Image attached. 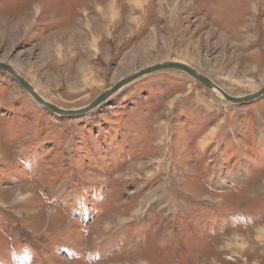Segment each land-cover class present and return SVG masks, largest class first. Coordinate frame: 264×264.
<instances>
[{
  "label": "rangeland",
  "instance_id": "rangeland-1",
  "mask_svg": "<svg viewBox=\"0 0 264 264\" xmlns=\"http://www.w3.org/2000/svg\"><path fill=\"white\" fill-rule=\"evenodd\" d=\"M182 63L264 86V0H0V63L89 105ZM0 264H264V95L184 72L60 116L0 71Z\"/></svg>",
  "mask_w": 264,
  "mask_h": 264
},
{
  "label": "water",
  "instance_id": "water-1",
  "mask_svg": "<svg viewBox=\"0 0 264 264\" xmlns=\"http://www.w3.org/2000/svg\"><path fill=\"white\" fill-rule=\"evenodd\" d=\"M164 69H176L178 71L184 72L187 75H189L191 78H193L194 81L201 83L205 87L211 90H215L220 96H222L224 99H226L228 102L233 104H241L246 102H251L262 95H264V86L260 89L256 90L255 92L241 96V97H234L229 95L225 90H223L220 86L213 83L211 80H209L207 77L201 75L194 69L190 68L189 66L177 63V62H165L156 64L144 69H141L137 71L134 74H131L123 79H121L118 83H116L114 86H112L110 89L104 91L101 95H99L97 98H95L89 105L77 109V110H65L61 109L49 102H47L45 99H43L35 90L32 88V86L27 82L26 79H24L22 76H20L17 72H15L10 65L0 63V71L6 74H9L20 86L21 88L30 95L39 105L45 107L46 109L50 110L51 112L60 115V116H75V115H84L91 110L98 107L101 103L107 101L112 95L117 93L121 88H123L126 84L132 82L133 80L149 74L153 73L155 71H160Z\"/></svg>",
  "mask_w": 264,
  "mask_h": 264
},
{
  "label": "bare ground",
  "instance_id": "bare-ground-1",
  "mask_svg": "<svg viewBox=\"0 0 264 264\" xmlns=\"http://www.w3.org/2000/svg\"><path fill=\"white\" fill-rule=\"evenodd\" d=\"M11 68H12V67H11ZM14 71H15V70H14ZM32 88H33V86H32ZM214 92L217 93L215 90H214ZM217 94H218V93H217ZM31 98H32V97H31ZM32 99H33V98H32ZM33 100H34V99H33ZM34 101H35V100H34ZM35 102H36V101H35ZM36 103H37V102H36Z\"/></svg>",
  "mask_w": 264,
  "mask_h": 264
}]
</instances>
